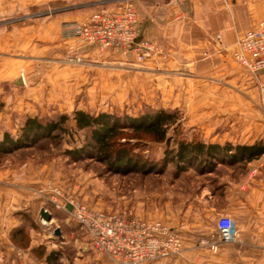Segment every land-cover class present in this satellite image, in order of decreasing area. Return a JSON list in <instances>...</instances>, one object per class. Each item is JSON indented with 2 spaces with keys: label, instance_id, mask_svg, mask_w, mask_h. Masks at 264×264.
Wrapping results in <instances>:
<instances>
[{
  "label": "rangeland",
  "instance_id": "rangeland-1",
  "mask_svg": "<svg viewBox=\"0 0 264 264\" xmlns=\"http://www.w3.org/2000/svg\"><path fill=\"white\" fill-rule=\"evenodd\" d=\"M95 1L36 0L1 21L0 142L5 135L14 141L22 138V127L29 118L46 124L66 115L70 121L56 137L32 145L23 139L16 151L0 161V264H115L92 250L88 234L52 202L62 203V197L73 199L99 212L160 221L171 229L170 223L187 221L181 212H186L189 201L203 188L219 186L225 173L221 160L228 161L226 155H219L220 161L208 162L212 169L188 167L180 172L168 162L179 150V143L236 146L238 142L231 137L240 135L236 133L238 125L264 124V92L253 77V88L229 89L231 95L226 100L217 99L213 92L205 95L207 90L199 85L206 79L196 76L188 65L161 66L158 57L144 64L127 62L90 46L97 50L92 57L84 53L83 43H65L63 23L75 21L76 16L81 20L84 14L83 20L90 18L100 8L113 6L111 0L98 8L101 3L92 5ZM57 19L66 21L56 36L53 22ZM203 54L200 62L208 57ZM75 56L82 62L75 63ZM20 78L25 85L18 86ZM78 111L119 118L129 138L122 143L128 145L132 163L139 165L140 171L124 174V169L95 150H84L91 133L75 128L73 118ZM160 111L176 119L168 129L169 142L160 144L145 136L136 139L130 121ZM238 113L255 114L260 120L218 117ZM258 134L254 143H264V126L258 127ZM43 209L51 214L50 221L41 217ZM18 230L23 234L13 238ZM207 242L215 243L216 249ZM226 244L218 238L201 240L196 249L203 255L197 256L206 252L218 255ZM8 246H13V251ZM44 251L62 255L58 261L47 262ZM184 252L183 245L181 253L173 257Z\"/></svg>",
  "mask_w": 264,
  "mask_h": 264
},
{
  "label": "crops",
  "instance_id": "crops-1",
  "mask_svg": "<svg viewBox=\"0 0 264 264\" xmlns=\"http://www.w3.org/2000/svg\"><path fill=\"white\" fill-rule=\"evenodd\" d=\"M35 1L0 0V26L7 14L30 7ZM109 1L96 0L92 5L101 3L100 8ZM117 1L120 0H112V4ZM135 5L139 13L138 41L152 42L164 51L158 56L161 66H190L196 76L206 79L199 85L209 91L205 95L213 92L217 99L226 100L231 95L229 89L253 88L251 74L235 63L233 52L239 37L264 21V0H135ZM84 16L81 20L76 16L73 22H86L89 18L83 20ZM62 21L66 20L53 22L56 36ZM220 34L222 41L216 39ZM75 42L80 43L76 40L65 43ZM83 44L87 56L97 55V50ZM109 53L118 60L136 63L132 56ZM203 53L208 57L200 62ZM219 115L228 120L232 117L248 122L260 120L258 115L248 113ZM260 126L264 124L238 125L236 133L240 135L231 139L239 145H252ZM222 164L225 173L220 176L219 186L205 187L189 201L186 212H181L187 217L186 222L170 223L171 229L183 239L184 254L153 264H264V155L252 161L228 160ZM220 216L234 219L237 242L221 245L218 255L206 252L201 256L196 249L198 242L213 241ZM13 248L7 247L10 251Z\"/></svg>",
  "mask_w": 264,
  "mask_h": 264
},
{
  "label": "built area",
  "instance_id": "built-area-1",
  "mask_svg": "<svg viewBox=\"0 0 264 264\" xmlns=\"http://www.w3.org/2000/svg\"><path fill=\"white\" fill-rule=\"evenodd\" d=\"M139 13L133 0H120L112 7L95 11L83 23L65 22L61 27L63 40H76L91 47L114 54L132 56L136 63L144 64L164 51L152 42L138 41ZM222 41L223 36H216ZM235 62L246 69L264 92V21L239 37L235 44ZM75 63L81 57L73 58ZM52 202L56 208L68 213L85 231L92 250L115 264H142L181 253L183 241L166 224L160 221H143L126 213H104L93 210L73 199ZM71 206L72 210L69 209ZM217 235L221 242L236 243L234 219L220 216L216 221ZM211 245L216 249L215 243Z\"/></svg>",
  "mask_w": 264,
  "mask_h": 264
},
{
  "label": "trees",
  "instance_id": "trees-1",
  "mask_svg": "<svg viewBox=\"0 0 264 264\" xmlns=\"http://www.w3.org/2000/svg\"><path fill=\"white\" fill-rule=\"evenodd\" d=\"M75 128L78 131L89 130L91 133V142L84 150H95L101 158L112 161V165L124 169V174L130 171H140V166L132 163L131 152L128 145L122 140H127L125 132L121 128V120L110 114H101L99 116H92L91 114L78 111L74 114ZM175 116L166 112L160 111L151 116L141 119L131 120V128L135 132L136 139H141V136L152 139L157 143H166L168 140V129L175 121ZM70 121V116L62 115L57 122L42 123L38 118H29L22 127V138L19 140H12L9 135H5L0 142V161L1 159L16 151L20 145L23 144V139L31 145L38 143L41 139H48L55 134L63 131V126ZM26 142V143H27ZM25 143V144H26ZM179 150L168 162L174 163L180 172L187 171L188 167H195L198 170L209 168L211 160L218 159L219 155H226L230 161H252L264 155V143H254L252 145H231L228 143L225 147L206 145L202 142H180ZM226 162V160H221ZM197 163V164H196ZM134 166V167H132ZM211 166L209 169H212ZM144 167H142L143 171ZM23 234L22 230L13 233L15 235ZM47 262L52 260L58 261L61 258L60 251H53L46 254Z\"/></svg>",
  "mask_w": 264,
  "mask_h": 264
},
{
  "label": "water",
  "instance_id": "water-1",
  "mask_svg": "<svg viewBox=\"0 0 264 264\" xmlns=\"http://www.w3.org/2000/svg\"><path fill=\"white\" fill-rule=\"evenodd\" d=\"M17 84H18V86H23V85H25V83H24V79H23V78H20V79L18 80ZM69 209L72 210L71 206H69ZM41 217H42L45 221H50V220L52 219L51 214H50L48 211L44 210V209L41 210ZM57 233H59V232H57Z\"/></svg>",
  "mask_w": 264,
  "mask_h": 264
}]
</instances>
